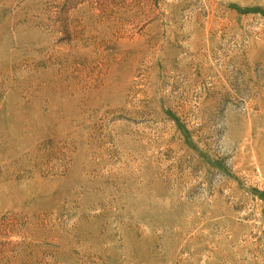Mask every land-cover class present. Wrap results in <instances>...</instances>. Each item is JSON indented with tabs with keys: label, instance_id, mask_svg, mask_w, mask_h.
Returning a JSON list of instances; mask_svg holds the SVG:
<instances>
[{
	"label": "rangeland",
	"instance_id": "rangeland-1",
	"mask_svg": "<svg viewBox=\"0 0 264 264\" xmlns=\"http://www.w3.org/2000/svg\"><path fill=\"white\" fill-rule=\"evenodd\" d=\"M0 264H264V0H0Z\"/></svg>",
	"mask_w": 264,
	"mask_h": 264
}]
</instances>
